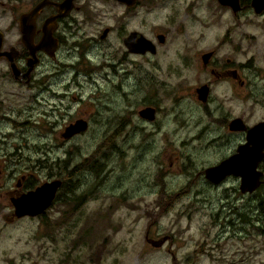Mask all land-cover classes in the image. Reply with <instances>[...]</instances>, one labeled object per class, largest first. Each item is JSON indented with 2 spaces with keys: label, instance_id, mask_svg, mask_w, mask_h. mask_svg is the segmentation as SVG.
<instances>
[{
  "label": "rangeland",
  "instance_id": "rangeland-1",
  "mask_svg": "<svg viewBox=\"0 0 264 264\" xmlns=\"http://www.w3.org/2000/svg\"><path fill=\"white\" fill-rule=\"evenodd\" d=\"M175 3L170 7L163 2L146 13L140 7L142 27L164 29L169 36L160 53L141 57L134 71L140 81L139 105L132 81L111 72L108 83L103 79L101 66L95 65L101 62L99 53L73 71L58 72L60 60L69 57L62 52L59 61L46 59L41 68H50L46 72H53L58 85L53 107L34 103L29 126L0 122V264H171L175 259L182 264H264V213L259 205L264 180L255 191L244 193L238 176L214 184L203 174L205 166L217 163L235 144L220 119L239 113L252 98H228L231 91L218 86L203 106L190 88L181 97L173 90L176 53L184 51L181 43L194 39L189 53L214 47L218 30L232 16L213 0ZM18 11L16 4H0V25ZM239 19L244 25L235 28L231 43L220 51L236 48L241 61L251 59L245 71L251 85H257L252 92L262 96L258 72H264V16L250 13ZM198 68L185 69L189 85L198 80ZM78 69L86 74L66 86ZM33 92H25V105L31 104ZM144 100L159 107L156 121L138 117L136 108ZM119 116L126 117L125 133L105 138L121 122ZM131 116L139 127L132 128ZM260 116L255 110L249 120ZM78 117L88 121L87 129L63 137L65 125ZM12 128L19 130L13 134ZM259 167L264 172V160ZM22 174L26 178L16 187ZM56 178L63 181L58 198L43 213L14 216L8 191ZM166 233L173 235L172 244L154 247L147 240V235L157 239Z\"/></svg>",
  "mask_w": 264,
  "mask_h": 264
},
{
  "label": "flooded vegetation",
  "instance_id": "flooded-vegetation-1",
  "mask_svg": "<svg viewBox=\"0 0 264 264\" xmlns=\"http://www.w3.org/2000/svg\"><path fill=\"white\" fill-rule=\"evenodd\" d=\"M43 1V5L37 10L33 18L24 22L25 28L23 30L20 15L30 11ZM163 2H169L170 7L176 4L175 0H0L2 5L9 3L11 7L12 4H16L17 10H19L14 13L12 20L6 22L7 24L0 25V61L4 65L0 68V122L11 124L13 127L26 124L29 126L33 123L28 117L33 115L30 113V109L32 110L34 103L53 107L54 97H59L58 85L54 83V78L52 79L53 72H46L51 69L41 68L45 64L46 59L59 61V54L62 52L67 53L69 57L60 60V64L63 67L58 72L73 71L78 63L90 60L91 57L89 55L99 53L101 62L100 64L95 63V65L101 66L103 79L108 83L110 80V77L107 79L108 74L111 72L113 74L119 73L123 78L128 79L129 82L132 81L133 98L139 105L140 81L134 75V71H137L141 57L146 56L149 58L156 54L158 55L160 47L167 43L169 36L168 31H163L164 29L158 31L152 26H149L147 30L144 29L141 24L143 22L141 21L140 7L143 8L142 11L145 13L152 12L153 8ZM213 2L217 8H224L226 12L230 13L233 20L223 25L225 29L218 30L214 47L189 53L187 52L188 46L193 45L194 39L187 37V40L181 43V49H184V51L176 53L179 61L174 65L173 74L175 75V81L173 90L176 92L174 96L181 97L190 88V91L194 92L196 99L203 106L210 102L213 95L212 92L218 86H223L231 91L230 97L227 96L228 98H231V96L245 97V99L252 98L249 102L250 104L244 106L239 113H228V116L220 119V125L224 129V133L228 137H235L234 147L222 157L225 158L235 152L240 143L245 142L247 128L258 122L264 123V72H261V70L258 72L259 78L263 80L261 92L263 95L255 96L252 89L257 85H251L252 81L245 71V68L250 66L251 59L241 61L238 57L242 52L236 50V48H233L231 52H222L220 49L231 43V35L235 33V28L242 24L244 25L245 22L239 17H246L250 13L264 16V0H238V6L221 3L220 0H213ZM219 22L217 21L216 23L218 24ZM141 37L150 41L148 43L150 46L144 51L141 50L142 47L144 48L140 43ZM48 38H50V43H52L48 47L51 53L41 46ZM126 39H130V41L126 42ZM74 58L75 60L72 61ZM195 65L199 67V71H195L199 78L195 83L189 85L184 71L187 67ZM29 68L31 69L29 70ZM73 74L76 77L72 78L66 86H70L73 81H77V75L84 76L86 72L78 69ZM202 74H204V77ZM112 83L116 84L113 81ZM74 84L79 85V83ZM163 84L166 85V82H163ZM201 86L207 87V94L204 100L198 96L197 89ZM28 89L34 92L29 98L31 104L28 105L27 101V105H25L26 95L24 94ZM242 92L245 95H241ZM52 107L49 110L51 113ZM145 107L154 108L153 118L141 115L140 110ZM221 107V104H219L216 109ZM255 110H260L261 116L250 121V116ZM159 111V107L155 102L145 100L141 107L136 108L138 117L148 122L156 121ZM43 112L45 113V110ZM237 117L241 118L240 125L243 128L231 129L230 124ZM120 119L121 122L114 127V131L108 133L105 138L108 139L110 134L116 137V135L125 133L122 123L126 117L119 116L118 120ZM130 123L135 126L132 128L139 127L138 122L133 117ZM12 129L13 134L19 130L16 128ZM3 155L5 156L6 154L3 153ZM263 160L264 156L259 166ZM263 175L262 180H264ZM25 178L26 174L18 177L16 179V187H20L21 180ZM223 180L219 182L208 181L218 184ZM62 184L63 181L61 180L53 201L58 198L57 194ZM67 187L70 188V185ZM25 190L19 191L16 188L8 191L10 200L12 196H16ZM171 236L173 237L172 234L166 233L157 239H150L158 240L164 237V241L160 245H153L154 247H160L166 242L172 244L174 240ZM91 259L97 261L98 256L93 255ZM171 264L182 263L175 259L171 260Z\"/></svg>",
  "mask_w": 264,
  "mask_h": 264
},
{
  "label": "water",
  "instance_id": "water-1",
  "mask_svg": "<svg viewBox=\"0 0 264 264\" xmlns=\"http://www.w3.org/2000/svg\"><path fill=\"white\" fill-rule=\"evenodd\" d=\"M221 3L238 6V0H220ZM40 2L30 11L24 12L20 15V21L22 23V29L24 30V22L33 18L37 10L43 5ZM1 41V36H0ZM130 39H126L129 42ZM144 51L150 45V41L144 37L140 38ZM147 44V45H146ZM50 38L46 39L41 46L48 50L51 46ZM152 49V48H151ZM51 53V50H48ZM1 54V52H0ZM207 54V53H206ZM205 54V55H206ZM31 68H29L30 70ZM198 96L201 99L206 98L207 87L201 86L197 89ZM154 108L145 107L140 110L142 116L147 118H153ZM241 118H235L230 124L231 129L243 128L240 125ZM87 127V120L78 118L73 122L65 125L61 135L63 137L72 136L75 133L83 131ZM264 156V123L258 122L257 124L247 128L246 140L240 143L235 152L222 158L219 162L206 166L204 176L212 182H219L223 180L227 175L238 176L240 179L239 189L241 192H253L262 183L263 171L259 168V163ZM61 184V180L56 178L52 180H46L36 185L34 188L27 189L16 196L11 197V203L14 207L13 213L17 217L29 215L35 216L43 213L52 203L56 191ZM147 240L152 245H160L164 241V237L158 240H153L147 237Z\"/></svg>",
  "mask_w": 264,
  "mask_h": 264
},
{
  "label": "trees",
  "instance_id": "trees-1",
  "mask_svg": "<svg viewBox=\"0 0 264 264\" xmlns=\"http://www.w3.org/2000/svg\"><path fill=\"white\" fill-rule=\"evenodd\" d=\"M260 165H262V163ZM259 205H260V208H261L262 212L264 213V199L260 200V204ZM256 219L258 220L259 217H257Z\"/></svg>",
  "mask_w": 264,
  "mask_h": 264
}]
</instances>
